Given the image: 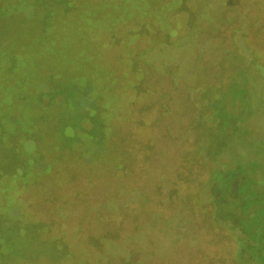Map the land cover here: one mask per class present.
<instances>
[{"label":"rangeland","instance_id":"1","mask_svg":"<svg viewBox=\"0 0 264 264\" xmlns=\"http://www.w3.org/2000/svg\"><path fill=\"white\" fill-rule=\"evenodd\" d=\"M123 1L122 12L130 11L132 2ZM216 1L204 0L202 4L207 2L214 9ZM234 3L233 12L228 15L236 11L238 2L235 0ZM200 4L192 3L196 5V11ZM154 17L157 18L158 14ZM174 18L171 15L170 22L173 23ZM140 22L133 29L144 36L126 44L135 53L144 51L145 55L136 58L137 66L143 69L144 74L137 79L138 91L127 94V112L124 110L114 120L115 147L123 161L122 174L99 176L81 171L73 181L66 182L50 195L43 192L45 196L42 198L26 193L25 196L34 211L53 209L55 211L50 214L57 219H69L67 222L74 219L80 230L97 238L103 235L104 228L112 231L114 222L120 223L116 237L122 235V246L102 239L98 249L86 247L89 252L86 264H105L106 254L113 257V264H231L229 231L213 223L219 209L216 198L225 197L235 181L241 182L237 186L238 192L246 197L253 193L252 178L244 177V170L256 165L247 158V147L254 153L258 152L259 158H264V79L238 59L233 70L235 79L227 85L223 79L230 76V71L225 65L205 62L211 54L196 48L200 44L195 38H187V50L182 61V32L174 33L173 29H167V23L163 26L169 34L160 30L156 23L148 24L143 30ZM205 24L213 25L209 21ZM216 35H209L208 44L212 46L217 42L214 54L219 58L226 42L221 38L222 34ZM123 46V43L118 44L119 50L116 51V61L122 64L120 48ZM128 57H134V53ZM204 71L207 75L202 74ZM182 74L185 77L183 81ZM5 84L0 77V93ZM93 86L101 88L98 82ZM31 87L38 88L37 82L32 81ZM188 87H202L214 95H224L223 99L215 101L214 113L220 119L216 145L203 137L197 140L191 137L189 146L182 147V102L185 101L182 88ZM42 101V105L47 104V100ZM105 102L108 108L115 104L108 94ZM172 102L175 106L168 110L167 106ZM202 105L200 102L199 106ZM160 106L168 110L163 117H169V122L160 124L156 121ZM33 110H38V106H33ZM202 110V116L208 112L206 108ZM105 116L108 119L109 114ZM236 123L243 124L237 126ZM184 153L186 156L182 160ZM86 166L80 165V170ZM49 182L42 183L43 191L49 189ZM115 190L116 199L113 198ZM169 191H175V196L169 198ZM109 197L112 202L100 209V202ZM119 201L123 203L118 212L121 217L114 218V202L118 204ZM69 206L73 208L70 214L67 212ZM224 206L227 207L226 204ZM250 206L245 202L243 213ZM104 209L108 213L106 227L98 216V212ZM222 216L224 214L219 218ZM111 218L115 219L112 223ZM132 218H136L134 227L137 230L130 224ZM263 219L264 201L255 213H245L241 219L245 232L256 241L264 242ZM80 257L75 255L73 264H80ZM249 263L248 260L244 262Z\"/></svg>","mask_w":264,"mask_h":264},{"label":"flooded vegetation","instance_id":"2","mask_svg":"<svg viewBox=\"0 0 264 264\" xmlns=\"http://www.w3.org/2000/svg\"><path fill=\"white\" fill-rule=\"evenodd\" d=\"M203 1L133 0V11L129 17L118 19L113 24L108 20L102 21L99 29H95L92 34L85 32L88 42L95 41L96 55L103 66L104 73L100 75L103 87L101 95L96 96L89 85L76 90L68 89L69 81L73 77L71 70L55 74V66H44L33 76L38 88L34 89L30 85L31 94L23 96L25 99L32 95V100H24L25 104L28 102L26 112L30 121L21 122L16 129L14 127V133H6L7 125V131L0 133V264H73L75 255L81 256L80 264H86L89 253L87 249H98L102 239L122 246V235L116 237L120 223H115V219L110 220V223L114 222L113 230L104 228L103 235L97 238L90 232L84 233L80 230L74 219H70V222H67L68 218L67 221L57 219L50 214L55 211L53 209L34 211L25 193L41 198L45 196L43 192L50 195L66 182L73 181L81 171L99 176L122 174L123 161L115 147L114 120L127 112V94L138 91L137 79L144 74L143 69L137 66L136 59L145 55L144 51L135 53L126 44L144 36L133 29L139 21L143 30L148 24L156 23L165 33L169 34L164 30L166 25L174 33L182 32V61L187 50V38H195L201 45L196 48L211 54L205 62L225 65L230 71V76L223 79L227 85L235 79L233 70L238 59L252 67L264 79V0H236V11L231 15L228 13L233 12L231 8H234L235 0H217V7L214 9L207 2L202 4ZM192 3H201L200 9L196 11V5L193 6ZM35 7L36 12L38 5ZM39 11L42 14L44 8L40 7ZM73 12L74 10H70L71 15ZM156 13L157 18L154 17ZM171 15L176 17L173 23L169 20ZM207 21L213 25L205 24ZM122 29L125 31L122 32ZM212 34H222L221 38L226 42L219 58L214 54L217 42L212 46L208 44L209 35L211 37ZM165 42L163 44L166 45ZM120 43L124 44L120 48V60L124 64L116 61V51L119 50ZM125 50L127 53H124ZM131 53H134V57L129 58ZM202 74L207 75V72ZM184 78L182 74V81ZM108 92L111 100L115 102L109 108L104 99V94ZM182 93H185V101L182 102V147L189 146L191 137L193 140L203 137L216 145L215 137L219 134L217 130L220 119L214 113L215 101L223 99L224 95H214L202 87L182 88ZM44 99L47 104L42 105ZM200 102L203 103L202 107L199 106ZM33 106H38V110L34 111ZM174 106L172 102L167 109ZM160 108L156 121L160 124L169 122V117H163L168 110L165 111V106ZM203 108L208 109V112L202 116ZM106 114H109L108 119ZM242 124L236 123L237 126ZM194 130L196 131L193 132ZM248 150L247 158L256 165L254 168L245 169L244 177L252 178L253 193L248 197L241 194L237 191L241 182L235 181L225 197L216 198L219 209L213 223L222 225L229 231L231 264H244L247 260L249 264H264V242L252 238L245 232L244 224H241L242 216L245 213H255L264 201V158H259L260 154L254 153L252 148L247 147L246 151ZM185 156L186 153L182 154V160ZM83 164L87 166L80 170V165ZM47 180L51 186L43 191L41 185ZM174 192H167L168 197L175 196ZM113 193V198L116 199V190ZM161 194L164 196V192ZM246 199L248 200L245 201ZM112 200L110 197L104 198L100 202V209ZM245 202L251 206L243 213L242 205ZM114 204V218L121 217L118 212L123 203L119 201ZM225 204L227 207L224 208ZM69 207L68 214L73 212V208ZM107 214L105 209L98 212L104 227L107 226ZM219 214H224V217L220 219ZM135 222L136 218H132L130 224L133 229ZM261 229L264 230V223ZM112 258L106 254L105 264H113Z\"/></svg>","mask_w":264,"mask_h":264},{"label":"trees","instance_id":"3","mask_svg":"<svg viewBox=\"0 0 264 264\" xmlns=\"http://www.w3.org/2000/svg\"><path fill=\"white\" fill-rule=\"evenodd\" d=\"M105 1L0 0V77L7 83L0 93V133H14L21 122L30 121L24 100H32V95L23 96L31 94L33 76L44 66H55V74L71 70L68 89L89 85L96 96L101 95L103 66L95 41L88 42L85 32L92 34L102 21L113 24L133 11L132 7L122 12L123 0ZM40 7L44 8L42 14ZM96 82L101 88H94ZM106 94L110 97L108 92L104 99Z\"/></svg>","mask_w":264,"mask_h":264}]
</instances>
